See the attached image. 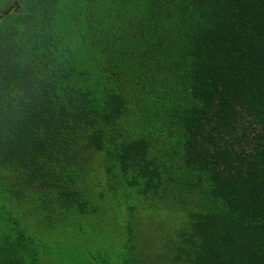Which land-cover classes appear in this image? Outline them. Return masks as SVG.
<instances>
[{
  "label": "trees",
  "instance_id": "obj_1",
  "mask_svg": "<svg viewBox=\"0 0 264 264\" xmlns=\"http://www.w3.org/2000/svg\"><path fill=\"white\" fill-rule=\"evenodd\" d=\"M0 264H264V0H0Z\"/></svg>",
  "mask_w": 264,
  "mask_h": 264
}]
</instances>
